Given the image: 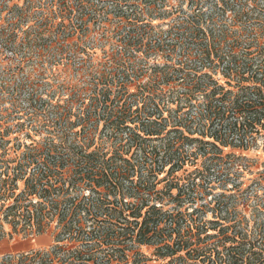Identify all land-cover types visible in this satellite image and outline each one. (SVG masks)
<instances>
[{
	"label": "trees",
	"instance_id": "1",
	"mask_svg": "<svg viewBox=\"0 0 264 264\" xmlns=\"http://www.w3.org/2000/svg\"><path fill=\"white\" fill-rule=\"evenodd\" d=\"M13 1L0 0V242L3 224L57 233L51 254L1 263L142 264L146 246L158 264H264V205L251 228L237 216V199L262 201L264 171L243 189L241 153L264 150V0Z\"/></svg>",
	"mask_w": 264,
	"mask_h": 264
},
{
	"label": "rangeland",
	"instance_id": "2",
	"mask_svg": "<svg viewBox=\"0 0 264 264\" xmlns=\"http://www.w3.org/2000/svg\"><path fill=\"white\" fill-rule=\"evenodd\" d=\"M4 1V0H3ZM37 1V5H39V4H41V3H44V4H46V2L48 1V0H36ZM177 1V0H176ZM39 2V3H38ZM149 1L148 0H146V2L144 3V4H142L141 5V11H144V12H146L147 10H148V5H149V3H148ZM208 2H211V0H209ZM213 2H217L218 3V5H220L221 4V0H215V1H213ZM23 3H24V0H14L13 2H12V4H16L19 8L20 7H22V5H23ZM1 4H2V2H0V6H1ZM175 4H177L176 2H173V5H175ZM212 4L213 3H209V4H207L208 6L206 7L207 9H210L211 7L210 6H212ZM71 5L72 6H74L75 4H74V2H72L71 3ZM97 6H99V4H96ZM105 6L108 8V13H109V15L107 16V18L105 19H103V21H105L106 22V25H112V24H114V22H115V20L113 19V17L111 16V11H109L110 10V7H109V5L108 4H105ZM184 8L186 7V4L185 3H183V5H182ZM39 7V6H38ZM151 8H152V6H151ZM139 9V10H140ZM33 10H36V12H38V9L36 8V7H34V9ZM164 10H168V8L167 9H164ZM0 15H1V17L2 18H6V19H10V18H12V14L11 13H9V12H5V11H3V12H1L0 13ZM220 15V14H219ZM255 15H257V14H255ZM260 15V14H259ZM221 16V15H220ZM225 17H229V19H230V17L232 16V14H230V12H227L225 15H224ZM260 17H261V20L262 19H264V13H263V15H260ZM227 20V24H229L230 23V20ZM152 22H153V25H160V26H162L161 27V29L162 30H166V28H168L166 25H167V22H168V20H165V19H154L153 18V20H152ZM86 24H89L88 25V28H89V30H96L97 32H99L100 33V30H98V28H103V27H101V26H99V23L98 22H96V21H90L89 23L87 22ZM76 25V24H75ZM19 36H21V35H19ZM69 41V43H72L73 41H74V38H70V39H68ZM108 49V47L107 48H105V50H107ZM94 53H95V56H93V59H99V58H102V54H101V51L100 50H98V49H96L95 51H94ZM8 56H10V54L8 55ZM44 60V62H45V64H46V60H48L49 61V59H43ZM42 60V61H43ZM53 60H56L54 57H50V61L51 62H53ZM149 60H152V62L151 63H153V62H157L158 64L159 63H162L163 61H162V59L161 60H159L158 58H156V59H153V58H150ZM99 61V60H98ZM97 61V62H98ZM150 63V64H151ZM57 68H58V70H61V68H62V66H57ZM71 74H73V73H71ZM74 75V74H73ZM131 88H133V87H131ZM132 90V89H131ZM9 103L8 104H6V105H1L0 106V111L3 109V108H7V107H9ZM22 107H24V106H22ZM6 114L5 113H0V117H3V116H5ZM21 122V121H20ZM0 125H1V122H0ZM17 135L16 134H11V135H9L7 138H6V140H9V141H12L15 137H16ZM17 137H19V138H21L22 139V136L21 135H19V136H17ZM24 142V141H23ZM26 143H29V141L28 140H26L25 141ZM262 143H263V140L261 139V138H259L258 139V148H256V149H252V150H250V151H247V152H242L241 153V155L242 156H244L247 160H248V164L249 165H252V168L250 169V171H251V175H244L245 177H244V179L242 180L243 182H244V186H242V188L243 189H245L247 186H249L250 185V183H251V181L254 179V178H257V173H259V172H263L264 171V150H262ZM12 144H13V142H11V144H9L8 145V148H10L11 146H12ZM22 150V149H21ZM20 150V151H21ZM2 170H0V172H1ZM189 171H191V169L189 170ZM249 180V181H248ZM261 185H262V187L261 188H257L258 189V196L257 197H259V198H261V199H259V200H262L260 203L259 202H255V201H253L252 199H251V197H250V200H248V201H243V200H241L240 198L239 199H237V216H239L241 219L242 218H244V220L246 221V223L248 224V226H249V228H251L252 227V224H253V208H255L257 205H258V207H260V208H263V206H261L262 204L264 205V203H263V200H264V182H262L261 183ZM19 186V188L21 189L22 188V184H19L18 185ZM163 187V184L162 185H160L159 187H158V189H160V188H162ZM254 188V187H253ZM253 188H252V190H253ZM231 189V183H229V184H227L226 185V191H229ZM174 192V191H173ZM218 193L219 192V190H216L215 191V193ZM231 194L233 193V192H230ZM226 195L227 194H229V193H225ZM212 199V197L211 196H209V197H204V200H206V202H209L210 200ZM202 203V201L201 202H198V204H201ZM204 203V202H203ZM261 204V205H260ZM212 205H213V203L211 204V207H212ZM2 217H1V215H0V219H1ZM211 218V215L208 213L207 215H206V219H210ZM22 230H23V232H22ZM25 230V231H24ZM27 231H29V229L27 228V229H23V225H22V223H20V224H18L17 225V227H16V229H12L11 228V226H9L8 224H3V232H4V237H3V239L1 240V242H0V264H2L1 262V260L3 259V257H5V255L7 256V255H11V256H17V254H23V253H25V252H17V253H13V254H6L7 252L6 251H9V247H8V245L9 244H11L12 242L15 244V243H18V245H21V244H26L27 242H31L32 243V245H33V248H31L32 250H33V252H36V251H41V252H43V253H48V254H51L53 251L50 249L51 247H53V246H56V244L54 243V241L56 240L55 239V235H56V230H54V225L53 226H51L50 227V229H48L47 231H46V233H45V235H47V237L49 238V245L47 246V247H41V246H37V244H36V242H35V240H36V237H34V238H24V235H25V233L27 232ZM23 240H27V242L26 241H23ZM43 244V243H42ZM44 244H46V243H44ZM64 245V244H63ZM59 246H61L60 244L59 245H57V247H59ZM54 250V249H53ZM138 252L143 256V257H145V258H147V261L146 262H141L142 264H158V262H156L155 261V257H153V248L152 247H146V246H141L140 248H138ZM2 254V255H1ZM4 254V255H3ZM27 254V253H26ZM132 261H133V258L132 257H130L129 259H128V264H132ZM17 264H33V262H29V260H21L20 262H17ZM35 264V263H34Z\"/></svg>",
	"mask_w": 264,
	"mask_h": 264
},
{
	"label": "crops",
	"instance_id": "3",
	"mask_svg": "<svg viewBox=\"0 0 264 264\" xmlns=\"http://www.w3.org/2000/svg\"><path fill=\"white\" fill-rule=\"evenodd\" d=\"M23 241L27 242V240H23ZM35 242H36L37 246H41V247H47L50 244L49 243V238L45 234L37 236ZM44 243H46V244H44ZM8 247H9V251H6L7 252L6 254H13V253L25 252V251L26 252L33 251L31 249V248H33V245H32L31 242H27L26 244H21V245H18V243L14 244L12 242L11 244L8 245Z\"/></svg>",
	"mask_w": 264,
	"mask_h": 264
},
{
	"label": "built area",
	"instance_id": "4",
	"mask_svg": "<svg viewBox=\"0 0 264 264\" xmlns=\"http://www.w3.org/2000/svg\"><path fill=\"white\" fill-rule=\"evenodd\" d=\"M26 253H28V252H26ZM26 253H25V254H26ZM17 255H18V254H17Z\"/></svg>",
	"mask_w": 264,
	"mask_h": 264
}]
</instances>
